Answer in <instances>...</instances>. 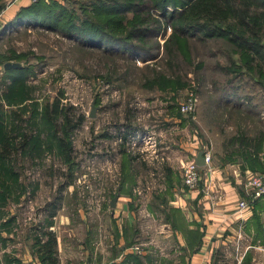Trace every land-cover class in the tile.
Returning <instances> with one entry per match:
<instances>
[{"label": "rangeland", "instance_id": "1", "mask_svg": "<svg viewBox=\"0 0 264 264\" xmlns=\"http://www.w3.org/2000/svg\"><path fill=\"white\" fill-rule=\"evenodd\" d=\"M8 4L2 0L1 13ZM6 28L0 27V264H45L37 237L47 226L58 239L59 264H182L185 252L165 222L178 216V188L188 187L185 145L198 141L197 151L210 152L212 166L230 178L264 173V76L235 68L239 56L226 41H193L189 64L166 54L168 28L165 37L140 44L157 54L143 62L86 45L81 39L90 40V31ZM10 61L25 71L6 69ZM191 94L194 111L181 113ZM55 102L73 106L74 123L84 116L68 137L70 154L45 117ZM5 137L11 157L4 156ZM149 137L159 156L144 144ZM259 200L217 264H264Z\"/></svg>", "mask_w": 264, "mask_h": 264}, {"label": "trees", "instance_id": "2", "mask_svg": "<svg viewBox=\"0 0 264 264\" xmlns=\"http://www.w3.org/2000/svg\"><path fill=\"white\" fill-rule=\"evenodd\" d=\"M63 2H69L72 7ZM79 10L82 14L78 13ZM14 24L34 25L35 28L57 30L70 36L77 31H90L94 40L91 36L90 40L81 39L86 45L98 46L101 52L109 56H123L143 62L154 59L157 54H150L140 44L147 45L149 40L158 39L160 35L165 37L168 28H171L172 32L164 43L169 58H181L190 64L193 62V41L223 40L239 56L240 66L235 68L258 71L264 76V30L261 29L264 27V0H39L22 7ZM233 67L231 64L229 68ZM15 69L25 71L24 66ZM171 76L179 77L178 83L186 85L181 81L182 76ZM160 77L164 79V75ZM59 107L58 102L52 106L48 104L45 117L53 124L61 149L70 154L68 137L83 122L84 116L74 123L70 116L73 106ZM132 129L136 127H128L127 133L134 131ZM60 131L65 135L59 136ZM27 142L28 135L21 144ZM3 143L4 156L11 157V140L5 137ZM57 209L55 207L50 212L51 218L56 215ZM175 211L178 216L170 218V221L177 229L180 227L181 212L177 208ZM52 224L51 219L48 225ZM42 235L37 240L45 264H59L55 232L47 226ZM125 256L132 258V253L128 252ZM134 261L141 263L139 257ZM142 264H146L145 261Z\"/></svg>", "mask_w": 264, "mask_h": 264}, {"label": "crops", "instance_id": "3", "mask_svg": "<svg viewBox=\"0 0 264 264\" xmlns=\"http://www.w3.org/2000/svg\"><path fill=\"white\" fill-rule=\"evenodd\" d=\"M30 4L29 0L8 4L0 13V27L11 24L16 26L14 23L19 10ZM197 143L198 141H194L185 145L187 157L197 158L200 152L197 151ZM228 174L232 173H225L216 167H213V173L205 171L204 179L211 181L208 189L215 191L214 197L207 194L204 186L200 189L186 186L178 188L180 198L174 203L175 208L181 212V222L175 232L176 239L185 252L182 264H217L219 250L231 240L237 226L250 216V212L241 213L239 210V202L248 199L243 181L236 177V173L234 178H230ZM258 200L254 204L260 202ZM165 224L172 223L167 220Z\"/></svg>", "mask_w": 264, "mask_h": 264}, {"label": "built area", "instance_id": "4", "mask_svg": "<svg viewBox=\"0 0 264 264\" xmlns=\"http://www.w3.org/2000/svg\"><path fill=\"white\" fill-rule=\"evenodd\" d=\"M21 1V0H9V4ZM31 3H35L39 0H29ZM195 102L196 99L191 94L190 97L181 104L180 111L184 114L191 113L195 109ZM144 144L149 146V149L153 148L154 153L159 156V153L156 149L157 142L153 140V137H149L148 140L144 141ZM137 142L133 143V146L136 147ZM205 162L206 165L201 167L196 162V159H192L187 161L184 164V180L186 185L190 189H200L204 186V190L207 192L208 195L214 197L213 193L215 192L212 189H208V187L212 184L211 181H205L204 174L202 173V169L206 168L205 171L208 173H213V166H212V154L210 152H204ZM205 173V172H204ZM240 181L242 179L238 177ZM204 183V185H203ZM245 186V191L247 193L248 199H243L239 202V210L241 213L249 211L254 202L258 199L264 198V173L261 172H249L246 175V179L243 181Z\"/></svg>", "mask_w": 264, "mask_h": 264}, {"label": "water", "instance_id": "5", "mask_svg": "<svg viewBox=\"0 0 264 264\" xmlns=\"http://www.w3.org/2000/svg\"><path fill=\"white\" fill-rule=\"evenodd\" d=\"M5 68L8 69V68H11V67H19L21 66V63L19 62H6L4 64ZM98 107V105L95 104V102L93 103V110H92V114L91 116H95V108ZM196 162L198 163L199 166L203 167L206 165V162H205V157H204V152L201 151L199 152L197 158H196ZM115 203H116V198H114L113 202H112V205L115 206Z\"/></svg>", "mask_w": 264, "mask_h": 264}]
</instances>
